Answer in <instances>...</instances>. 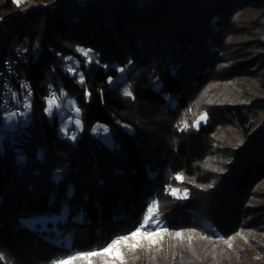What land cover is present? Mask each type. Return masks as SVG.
<instances>
[{"label": "trees", "instance_id": "16d2710c", "mask_svg": "<svg viewBox=\"0 0 264 264\" xmlns=\"http://www.w3.org/2000/svg\"><path fill=\"white\" fill-rule=\"evenodd\" d=\"M25 4L0 0V71L24 52L9 81L14 109L30 104L29 121L0 144V264L99 249L134 231L152 201L167 230L264 233V0ZM232 78L245 101L207 105L205 124L184 127L197 117L196 93ZM50 90L79 108V132L63 134L46 112ZM5 98L0 80V125ZM222 127L238 136L217 148Z\"/></svg>", "mask_w": 264, "mask_h": 264}, {"label": "rangeland", "instance_id": "374dc122", "mask_svg": "<svg viewBox=\"0 0 264 264\" xmlns=\"http://www.w3.org/2000/svg\"><path fill=\"white\" fill-rule=\"evenodd\" d=\"M57 1L62 0H21V3H26L24 6L30 8L39 5H54ZM80 52L84 54V51L80 50ZM66 67L67 69H69V67L75 68V72L68 71L72 75L77 73L80 79L82 74L80 73L78 64L75 60L69 59ZM120 70L121 69H119L120 76L118 79L123 78L125 75V70L123 72ZM241 80L247 82L246 79ZM113 82L115 81H111V83ZM242 93L243 87L239 86L237 80L234 78L228 81H213L211 84L204 85L195 95V103L198 107V111L193 114V116H197L195 120L201 114H205L204 108L207 107V105L213 107L214 110H218L217 108L223 106L224 104L244 102L245 99L241 98L244 97V95L240 96ZM62 97L63 96H57L60 107H54L51 112H56L63 122L60 127V132L65 135H67L68 132H79L81 129V124L79 123V125H77L75 123V121L78 120L76 117L78 116V113L75 111V105L73 102L66 104L68 101L64 102ZM17 100L20 101L19 97L15 96V99H13L14 105L16 104ZM19 108H17V110H20ZM199 108H203V112L199 113ZM70 109H74L75 114H73V112L71 113ZM11 113H15V116L12 119H8ZM28 114L29 108H26V110L11 111L3 115L0 125V144L7 131L15 130L20 126H23V124L26 125V122L30 119ZM193 122L187 123L188 126H193ZM206 122L207 117L205 120H201L199 125L205 124ZM198 126L193 127L198 128ZM179 127L181 128V124H179ZM64 129L67 131L65 132ZM76 135L77 134L74 136ZM95 135L101 138L103 142H111V138H109L110 135L108 136L106 128L97 129L95 131ZM235 136H238L236 130L231 131L227 127H222L215 135V138L219 141L218 143L214 142V145L217 148H222L225 141L228 142L227 140L231 138L232 140H235ZM68 138L71 142L74 141L71 136ZM213 155L214 154L212 153V158H210L211 161H207V167H209L213 162ZM155 227L156 226H154V228ZM159 227L161 229L164 228L161 224ZM175 232H181L182 239L176 238L174 236ZM170 233L172 235H170ZM189 235L192 237L191 246H189ZM118 237L121 236L108 239L103 246L111 243ZM201 237L203 236L195 229L181 228L168 230L167 233L163 234L162 240H160L159 237L156 238L159 242L155 245L150 246L147 240L142 239L141 246L135 252L123 246L121 247V251L127 264H264V233L257 235V232L255 231H251L250 233L243 231L230 233L216 239H202ZM228 239H230L232 247H229L224 243V241ZM128 243L132 244L135 243V241L129 240ZM86 252L89 251L80 253ZM97 264H101V262L98 260ZM110 264H120V262L110 261Z\"/></svg>", "mask_w": 264, "mask_h": 264}, {"label": "snow or ice", "instance_id": "6c2138e0", "mask_svg": "<svg viewBox=\"0 0 264 264\" xmlns=\"http://www.w3.org/2000/svg\"><path fill=\"white\" fill-rule=\"evenodd\" d=\"M17 5L21 3V0H15ZM84 51V55H88L91 50H82ZM70 72H75L76 69L73 67H69L68 69ZM121 72L124 71V69L120 70ZM80 82L83 83V76L81 75L80 77ZM125 95H131L130 92L125 91ZM13 99H15V94H13ZM16 103H20L19 100L16 101ZM25 108H30V104L25 103L24 104ZM59 108L60 105L58 103V98L55 94H52L48 99H47V108L45 109L47 112L51 114L53 108ZM75 111L78 113L80 110L79 108H76ZM191 111V109H189ZM15 116V113H11L8 117V119H12ZM206 119V114H201L194 122L193 126H198L201 120ZM77 125H79V120L75 121ZM183 126L187 127L188 124L187 122H183ZM66 132L67 130L64 129ZM72 139H75V136L71 137ZM176 180H183V176L177 175L175 177ZM170 193L173 196H177L179 193L178 189H169ZM186 198V192H185V197ZM158 211H159V204L157 201H152L149 203L148 207L146 208L145 214L142 217L141 223L139 226L129 233L126 236H121L116 239H114L111 243L102 246L99 249L86 252V253H72L71 255L60 258L57 261L54 262V264H97V261L99 260L101 264H110V261H119L120 264H127V262L124 259V256L121 251V247H127L129 250L135 252L142 244V239L147 240L149 242V245H155L159 241L156 239L157 237L160 238V240L163 239V234L167 233L168 230L167 228L161 229L159 227L160 225V220L158 216ZM150 225H155L156 227L150 228ZM170 235H172L170 233ZM174 236L176 238L182 239V233L181 232H175ZM202 239H208L207 237H201ZM133 240L135 243L129 244L128 241ZM189 240V246H191V241L192 237L189 235L188 237ZM225 244H227L229 247H232V243L230 239L224 241ZM150 250V248H149Z\"/></svg>", "mask_w": 264, "mask_h": 264}, {"label": "built area", "instance_id": "2783aa9c", "mask_svg": "<svg viewBox=\"0 0 264 264\" xmlns=\"http://www.w3.org/2000/svg\"><path fill=\"white\" fill-rule=\"evenodd\" d=\"M32 55H36V50H33ZM24 60V52L20 51L17 56L16 59L10 61L4 68V70L0 71V80L4 81V95H5V99L3 101V107L9 111H20L17 109H14V104L9 102V99H13V94H15V90L13 89V86L11 85L9 79L12 76H16L15 73V66L18 62H21ZM17 81H22V85L24 86L28 96L30 98H32V94L30 91V86L28 84V82L24 81V80H17ZM54 94L53 90H50L49 92V97ZM27 99H24L23 103H27Z\"/></svg>", "mask_w": 264, "mask_h": 264}]
</instances>
